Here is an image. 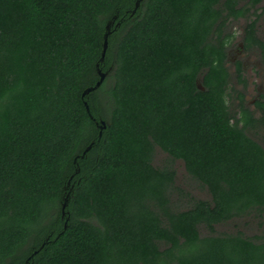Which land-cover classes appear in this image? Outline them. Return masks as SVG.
<instances>
[{
	"label": "trees",
	"instance_id": "16d2710c",
	"mask_svg": "<svg viewBox=\"0 0 264 264\" xmlns=\"http://www.w3.org/2000/svg\"><path fill=\"white\" fill-rule=\"evenodd\" d=\"M136 1L0 0V264H264V240L215 233L264 215V95L232 110L226 31L264 0ZM156 146L211 200L174 210Z\"/></svg>",
	"mask_w": 264,
	"mask_h": 264
},
{
	"label": "rangeland",
	"instance_id": "374dc122",
	"mask_svg": "<svg viewBox=\"0 0 264 264\" xmlns=\"http://www.w3.org/2000/svg\"><path fill=\"white\" fill-rule=\"evenodd\" d=\"M262 4L252 9L248 17L231 19L226 24V31L233 36L227 48V66L232 75L229 87L230 106L232 110L237 109L239 102L237 92L239 90L243 91L245 94V104L254 110L257 116L260 115V111L257 110L255 102L260 97V94L264 95V62L257 49H244L243 37L245 26L249 20L257 18L256 15L262 12ZM257 30L259 37L263 39L264 15L257 18ZM237 60H241L243 63L246 87L237 80L235 64ZM248 133L264 146V126L257 130H248ZM153 163L159 168L169 167L175 170V181L170 191L171 205L174 210L188 209L193 206L197 199L211 200V194L207 187L186 170L183 160L172 158L166 151L156 146ZM238 231H242L246 236L256 238L257 240H264V215L260 216L254 212L248 216H242L223 224H218L216 225L215 233H236ZM209 233L207 228H202L203 235Z\"/></svg>",
	"mask_w": 264,
	"mask_h": 264
},
{
	"label": "water",
	"instance_id": "95a60500",
	"mask_svg": "<svg viewBox=\"0 0 264 264\" xmlns=\"http://www.w3.org/2000/svg\"><path fill=\"white\" fill-rule=\"evenodd\" d=\"M141 1H142V0H137V1H136V6H135V8H134V10H133V13L136 12V10H137V8L139 7ZM108 27H110V26L108 25ZM109 35H110V31H108V32L105 34L104 46H103L104 48H103V53H102L101 60H104L105 55H106V51H107V49H108V45H109ZM99 73H100V79L96 82L95 85L87 87V88L83 91V94H82L83 96H85L86 94H88V93H90V92L96 90L97 88H99V87L101 86V84L103 83V81H104L105 78H106L107 73L104 72V71H102V70H100ZM85 105H86V108H87L88 112L90 113V106H89V103H88L87 101H85ZM90 114H91V113H90ZM91 116H92V115H91ZM100 127H101L100 135L102 136V130H103V128L105 127V121H103V120L101 121V125H100ZM91 147H92V144H90V145L87 147V149L84 151V154H85L86 151H88ZM64 206H65V204H64Z\"/></svg>",
	"mask_w": 264,
	"mask_h": 264
},
{
	"label": "flooded vegetation",
	"instance_id": "af4514ba",
	"mask_svg": "<svg viewBox=\"0 0 264 264\" xmlns=\"http://www.w3.org/2000/svg\"><path fill=\"white\" fill-rule=\"evenodd\" d=\"M236 75H237V71H236ZM243 76H244V73H243ZM245 77V76H244ZM259 98H261V94H260V97Z\"/></svg>",
	"mask_w": 264,
	"mask_h": 264
}]
</instances>
